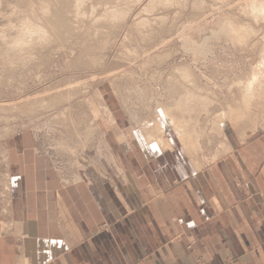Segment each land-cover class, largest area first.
<instances>
[{"label": "rangeland", "instance_id": "obj_1", "mask_svg": "<svg viewBox=\"0 0 264 264\" xmlns=\"http://www.w3.org/2000/svg\"><path fill=\"white\" fill-rule=\"evenodd\" d=\"M137 1L112 0L113 4L105 3L107 6H111H108L110 10L104 3L102 4L104 7L98 5L99 3H95V6H97L96 8L99 6V11H97L96 8L95 10L93 8L94 1L90 0L85 6L86 18H84L85 15L79 14L80 16H78V14H71V12L66 10L64 12L66 18L70 16L69 18L71 19V22L69 18L66 20L68 21V26H73H69V28L66 29L61 27L66 37H63L61 42H52L55 46L51 42L49 44L44 43V45H48L47 47L43 44L41 45L40 42H38L39 44L37 45L35 44L34 47L36 48H34V50L36 54L32 60L34 63L31 61L28 65L24 66L22 62L18 61V56L13 58L12 56L10 57L11 61L14 60L11 64H7L6 61L5 63L0 61V219L4 221L6 227L9 221L8 217L10 216L11 203V193L9 192L10 188H8L10 183L9 147L12 143L16 142L15 139L17 137L29 138V140L33 142L35 153L51 162L60 181L65 185L85 181L88 176H94L102 182L105 179L108 180L110 177L107 176L106 173L109 169L116 171L117 163L116 160L112 158L113 154L110 146L106 144V134H110V131L113 132L114 130L115 132V130L120 129L122 131L124 130L125 133H131L134 130V132L137 131L145 136L140 127H147V124L150 125L152 120L155 119L157 103L170 104L172 102L165 89L166 82H173L175 78L184 80L183 77L176 73V70L187 69L192 73V76L198 77L203 87L201 94L208 95L214 100L213 105L208 109V111L210 110L211 112L212 110V112H214H204L201 116L202 118H200L203 125L199 122L201 127L203 126L202 128L208 130L210 136L209 140L211 142H202L203 152L200 151L199 154L196 155L199 157V165L202 159L203 164L212 163L215 160L213 156H215L214 154L216 152L219 153L220 151V156L222 153L225 154L221 145V136H217L219 132L215 127V122L221 118L222 114L227 117L228 115L230 116L229 105L235 100L234 93L238 86L235 83H237L238 80H247L252 77L253 71L260 73V79H264V60L262 59L264 56V16L254 14L255 12H251L249 16V13L242 8L248 0H246L245 3V0H197L199 3L203 2L201 4L202 7H195L194 1L196 0H189L187 3L188 5L186 4L185 6L179 4L183 3V1L177 0L172 4H160L161 6L151 5V1L153 0ZM262 1L259 0L258 2L264 3V0ZM0 2H2L0 3V5H2L0 6V29L3 30L7 27L4 31L8 33L9 31L11 32L6 35L11 36L9 37L10 39H14L13 36H16V31L19 30L17 29L15 31V27L19 25L20 15L25 9L38 5L40 0H0ZM90 3L93 5L91 6ZM133 4H135V6ZM112 5L114 7L119 5L120 9L122 8L124 11H127V14H125L127 19L114 20V18L109 17L108 13L114 8ZM16 8L18 9L17 11L15 10ZM21 11L22 13H20ZM18 12L20 15L17 14ZM92 13L95 14L92 15ZM6 14H12L10 15L12 19ZM67 14L69 16H67ZM109 14H112V12ZM14 15L15 17H13ZM101 16L104 17L102 18ZM78 17L80 18V23H78ZM107 17L109 20H112L109 21ZM13 18L19 19L14 20ZM73 19H76L75 21L77 22ZM100 19L103 22H100ZM163 20L165 21L163 22ZM98 21L100 24L97 23ZM234 22H236V24ZM233 24L236 27L238 26L237 28L239 30L245 31L246 33L251 31V33L246 34L247 37H245L246 35H241L236 30L237 35H234ZM75 25L77 28H75ZM150 25L155 29L157 28V32L154 31L153 33L152 30H149L147 33L146 29H148ZM8 26L12 28L10 29ZM139 27H142V31L147 33L144 39L137 30ZM83 29L84 31L82 32ZM92 29L93 32L91 31ZM85 30L91 31L89 35L92 33L93 37L92 35L90 37L88 35L89 38H87L88 31L85 32ZM70 31L72 32L70 33ZM75 32L78 33L75 34ZM98 32H100V34H98ZM83 33L85 35H83ZM67 34H73V37L71 38V36ZM80 35L84 37L82 38ZM95 35L97 37L100 35V37L96 39ZM102 35L103 37L109 36L107 39L105 38L107 41H105ZM187 35L190 36V40L187 38L185 41ZM66 38L68 39L66 40ZM99 38L101 42L98 41ZM147 39L148 41H146ZM85 42L90 46L89 50L93 49L91 50L92 52H88V56L91 58H89L90 60L87 56L86 51H88V48ZM97 42L105 47L101 45V48L99 46L94 47L93 45ZM103 42L104 44H102ZM99 43L97 44L99 45ZM0 44L3 45L4 43L1 42ZM56 44H60L58 46L60 49L62 47L63 50L59 49L60 51H57L58 46ZM61 44L68 45H64L63 47ZM52 46L55 48L57 47L56 51L53 50L55 48L51 49ZM71 47L72 49H70ZM82 47L86 48V54L84 51L83 54L81 53L84 49H82ZM0 48H3V46H0ZM45 49H51L52 51L48 50L51 55L48 53L46 54L47 51H45L44 54ZM38 50L41 52L39 51V53H37ZM79 52L83 57L85 54V61L82 55H79ZM40 53L41 56L42 54L49 56L46 57L43 55L45 58H42L41 56L39 57ZM71 53L73 54L72 58ZM92 56L94 59L96 57V59L100 58L102 61L100 59H98L100 61L96 59L95 61ZM158 56H160V58ZM78 57H82V59L80 60ZM162 57L166 58L163 59ZM46 58L47 60L42 62L43 64L39 62V60L41 61ZM48 58L50 60H48ZM198 58L199 60H197ZM3 59L5 60V58ZM35 59L37 60L35 61ZM67 60H70V63ZM75 60H80L81 62L83 60V63L87 60L88 62L94 61L93 64H98L94 66L87 62L88 64H85L90 67L88 68L85 64L82 65L80 62V65L77 67V64H74ZM37 61L38 64L36 63ZM39 63H41V65ZM5 65L9 66V69L6 70ZM30 65L33 67H30ZM34 65L38 66L36 67ZM84 65L86 69L83 68ZM80 66H82V68ZM26 70H28L29 73H26ZM43 74L44 76H42ZM15 75L17 77H15ZM19 77L22 78V82ZM115 84L120 86L119 89ZM9 86L11 87L9 88ZM68 87H72V90ZM67 92H70L68 95H75L74 100L70 101L68 104L67 102H64V105L59 104L52 109L44 110L41 108L42 110L39 111L42 101L49 102L51 96H56L59 93H64V95L66 93L65 96H62L67 98ZM96 92L101 93L104 99V105L99 102L100 100L96 99ZM118 92L120 93L119 95ZM257 93L258 98H254L253 101L255 104H253V108H251V113L253 114H251V119L248 118L247 121L243 119L246 125L242 122V124L236 125L239 131L246 129L247 131L245 130L244 133L249 136L264 132V93L262 89ZM259 95H262V97ZM32 100L35 104L40 103L39 105H35L36 109L33 105L34 103L32 104ZM259 102L262 104H259ZM27 103L29 108L26 106ZM31 104L32 107L34 106V109H31ZM101 105L106 107L108 111L104 112ZM254 106L257 108L254 109ZM37 109L39 114L36 111ZM64 110L68 112L71 111L70 117L77 123L75 134L69 133L68 130L73 128V126L69 128L67 125L65 126L66 123L63 121L58 123L55 119L58 113ZM256 111L259 112L255 113ZM31 112L33 113L30 114ZM225 121L229 127L233 125L231 128L234 127L236 129L234 123L231 125L229 119ZM248 124L250 129L248 128ZM242 125H244L243 127L247 126V128L241 129L243 128ZM90 126H94L92 130ZM239 126L241 127L239 128ZM166 132L169 137L174 136L173 132L169 129ZM91 138L92 140H90ZM86 139H89V141ZM225 142L228 144L227 140ZM63 143H68L69 146H62L61 144ZM105 145H107V147H105ZM181 145L183 146V144ZM64 147H66L65 149L67 150H65ZM163 149L166 151L169 148ZM188 153L192 157L190 152ZM192 159L193 161L196 160L194 161L196 163L198 158L194 159L192 157ZM76 178H79V180H76ZM6 217L8 219H5ZM194 245L195 242L192 241L189 248H192ZM201 264L204 263L201 262Z\"/></svg>", "mask_w": 264, "mask_h": 264}, {"label": "crops", "instance_id": "obj_2", "mask_svg": "<svg viewBox=\"0 0 264 264\" xmlns=\"http://www.w3.org/2000/svg\"><path fill=\"white\" fill-rule=\"evenodd\" d=\"M235 130L202 169L175 136L165 151L110 131L117 170L71 185L17 137L0 264H264V132L241 141Z\"/></svg>", "mask_w": 264, "mask_h": 264}, {"label": "bare ground", "instance_id": "obj_3", "mask_svg": "<svg viewBox=\"0 0 264 264\" xmlns=\"http://www.w3.org/2000/svg\"><path fill=\"white\" fill-rule=\"evenodd\" d=\"M3 1V0H2ZM8 1V0H7ZM94 2H93V4H94V10H95V8L97 7V6H95L96 4H98V5H102L103 3H104V5L105 6H107L105 3H107V4H111L112 3V0H93ZM132 2L134 1V2H136L137 0H131ZM175 0H153V1H151V5H160V4H172L173 2H174ZM177 1H183V3H179V4H182V5H186L188 2H189V0H177ZM227 1V0H226ZM259 0H248V2H246V0L244 1V3L246 2V4L244 5V7L242 6V3H241V6H242V8L244 9V11H247L248 13H249V16H250V13L251 12H255L254 14H257V15H263L264 16V3H259L258 2ZM90 2V0H40V3H38V5H36V6H32L31 8H28V9H25L24 10V12L22 13V11L20 12V13H22L21 15L19 14V12L17 13V14H19L20 15V19L19 18H17V19H19V25H17L15 28V31L17 30V29H19L18 31H16V36L14 35H12L13 36V38L14 39H10L9 37H11V36H7L6 34L8 33V32H5L4 31V29L5 28H7V27H5L3 30H1L0 31V43L2 42V43H4L3 45H1L0 44V46H3V48H0V53H1V55H0V61H3L4 63H5V61H6V63L7 64H11L14 60H10V57L12 56V58L13 57H17L18 56V61H20V62H22V64L25 66V65H28L33 59H34V56H35V50H34V48H36V47H34L35 46V44L37 45V44H39L38 42H40L41 43V45L43 44L44 45V43H56V42H61L62 40H63V37H66V36H64V30H62V28L61 27H63V29H66V28H69V26H73V25H69L68 26V21H66L67 20V18H69L70 16L67 14V16H69V17H67L66 18V15H65V11L66 10H68L69 12H71V14H78V16H80V15H85L86 14V5L88 4ZM138 2V1H137ZM139 2H140V0H139ZM0 3H2V2H0ZM96 3V4H95ZM113 3H114V1H113ZM112 3V4H113ZM203 2H197V0L196 1H194V5H195V7L196 6H199V7H202L201 6V4H202ZM91 4V3H90ZM93 4H91V6L93 5ZM115 4H116V1H115ZM115 4H114V6H115ZM118 4V3H117ZM137 4V3H136ZM15 5V4H14ZM13 5V6H14ZM134 6H135V4H133ZM188 5V4H187ZM0 6H2V5H0ZM12 6V7H13ZM103 6V5H102ZM108 6H110V5H108ZM107 6V7H108ZM113 5H112V7H114ZM161 6V5H160ZM181 6V5H180ZM16 7V6H15ZM104 7V6H103ZM111 7V6H110ZM240 7V6H239ZM3 8V7H2ZM14 8V7H13ZM12 8V9H13ZM91 8V7H90ZM98 8H99V6H98ZM98 8H96L97 9V11H99L98 10ZM109 8V7H108ZM106 9V8H105ZM241 9V8H240ZM14 10V9H13ZM16 11L18 10L17 8L15 9ZM109 10H110V8H109ZM1 12V11H0ZM68 12V13H69ZM91 12H92V10H91ZM112 12V14H109V13H111ZM111 12H107L108 13V16L109 17H111V18H114V20H119V19H127L126 18V15L125 14H127V11H124L122 8L120 9L119 8V5L118 6H116V7H114L113 8V10L111 9ZM12 13V12H11ZM70 14V13H69ZM80 14V15H79ZM93 14H95V13H92V15ZM104 14H106V13H104ZM6 15H8V14H6ZM10 15H12V14H10ZM10 15H8L9 17H10ZM247 16H248V14H247ZM7 17V16H6ZM5 17V18H6ZM13 17H15V15L13 16ZM74 17V16H73ZM77 17V16H76ZM102 17V16H101ZM104 17V16H103ZM102 17V18H103ZM8 18V17H7ZM11 18V17H10ZM79 18V17H78ZM82 18H83V16H82ZM84 18H86V15H85V17ZM101 18V19H102ZM105 18H106V15H105ZM105 18H104V20H105ZM12 19V18H11ZM14 20H17L16 18H13ZM77 19V18H76ZM76 19H73L74 21L76 20ZM100 19V20H101ZM107 19H108V17H107ZM166 19V18H165ZM10 20V19H9ZM69 20H70V22H71V19L69 18ZM72 20V22L74 23V21ZM78 20V23H80L79 22V20H80V18L79 19H77ZM109 20V19H108ZM110 20H112V19H110ZM109 20V21H110ZM160 20V19H159ZM162 20V19H161ZM235 20V19H234ZM8 21V20H7ZM123 21V20H122ZM165 20H163V22H164ZM9 22V21H8ZM13 22V21H12ZM18 22V21H17ZM75 22H77V21H75ZM100 22H103L102 20L100 21ZM106 22H108V21H106ZM237 22H238V20H237ZM72 23V24H73ZM89 23V22H88ZM95 23V22H94ZM97 23H99V21L97 22ZM162 23V22H161ZM228 23H229V21H228ZM233 23V22H232ZM235 24H236V22H234ZM7 24H9V23H7ZM11 24V23H10ZM16 24V23H15ZM71 24V23H70ZM75 24H77V23H75ZM90 24V23H89ZM93 24V23H92ZM96 24V23H95ZM100 24V23H99ZM146 24V23H145ZM220 24V23H219ZM6 25V24H5ZM79 25V24H78ZM97 25V24H96ZM140 25H141V22H140ZM225 25V24H224ZM12 26V25H11ZM14 26V25H13ZM66 26H68V27H66ZM166 26V25H165ZM8 27H10V26H8ZM232 27L234 28V35H237L236 33H237V31H238V33H240L241 35H246V34H250L251 33V31H248L247 33L245 32V31H242V30H239L234 24L232 25ZM248 27V26H247ZM12 27H10V29H11ZM73 28V27H72ZM75 28H77L76 27V25H75ZM87 28H89V27H87ZM86 28V29H87ZM148 28V27H147ZM161 28V27H160ZM254 28V27H253ZM81 29H82V27H81ZM80 29V30H81ZM142 27H139V28H137V30L139 31V34L140 35H142L143 36V39L146 37V34L149 32V30H152L153 31V33H154V31H156V29L153 27V26H151L150 25V27L148 28V29H146V32L145 31H142ZM161 29H163V28H161ZM222 29V28H221ZM68 30V29H67ZM72 30V29H71ZM76 30H78V29H76ZM111 30V29H110ZM114 30V29H113ZM116 30V29H115ZM136 30V31H137ZM224 30V29H223ZM237 30V31H236ZM245 30V29H244ZM249 30V29H248ZM15 31H14V33H15ZM66 31V30H65ZM75 31V30H74ZM84 31V29L82 30V32ZM88 31V30H87ZM86 30H85V32H87ZM92 32H93V29L91 30ZM90 31V32H91ZM103 31V30H102ZM151 31V32H152ZM11 31H9V33H10ZM12 32H13V30H12ZM18 32V33H17ZM72 31H70V33H71ZM81 32V31H80ZM84 32V33H85ZM89 31H88V34H87V38H89L91 35H92V37H93V34L91 33L90 35H89V33H90ZM96 32V31H95ZM94 32V33H95ZM101 32V31H100ZM100 32H98V34H100ZM110 32V31H109ZM157 32V31H156ZM8 33V34H9ZM67 33V32H66ZM76 33H78V32H75V34ZM83 33V35H85ZM104 33V32H103ZM113 33V32H112ZM170 33V32H169ZM73 34H74V32H73ZM72 34V35H73ZM150 34V33H149ZM148 34V35H149ZM152 34V33H151ZM161 34V33H160ZM228 34V33H227ZM67 35H69V34H67ZM72 35H69V36H71V38L73 37ZM88 35H89V37H88ZM96 35H97V33H96ZM95 35V36H96ZM109 35V34H108ZM113 35V34H112ZM139 35V36H140ZM189 35V34H188ZM187 35V36H188ZM186 36V39H185V41L187 40V38H188V40H190L189 39V37L190 36H188L187 37ZM80 37H82V35H80ZM84 37V36H83ZM82 37V38H83ZM85 37V38H86ZM98 37H100V35L98 36ZM98 37L96 36V39H98ZM102 37H103V35H102ZM107 37H109V36H106V37H103L104 39L106 38L107 39ZM111 37V36H110ZM245 37H247V35L245 36ZM75 38H79V37H75ZM87 38H86V41H87ZM68 38H66V40H67ZM94 39V38H93ZM95 39V40H96ZM105 39V41H107ZM109 39V38H108ZM129 39V38H128ZM149 39V38H148ZM148 39L146 40V41H148ZM151 39V38H150ZM66 40H64V41H66ZM70 40V39H69ZM193 40V39H192ZM207 40V39H206ZM98 41H100L101 42V39L99 38V40ZM73 42V41H72ZM77 42V41H76ZM112 42V41H111ZM192 42V41H191ZM52 43V44H53ZM64 43V42H63ZM67 43H68V41H67ZM71 43V42H70ZM92 43V42H91ZM90 43V44H91ZM97 43H99V42H97ZM95 44V45H93L94 47H96V46H99L100 48H101V43H99V45L98 44ZM78 44V43H77ZM76 44V45H77ZM81 44V43H80ZM79 44V45H80ZM85 44L87 45V43L85 42ZM89 44V43H88ZM102 44H104V42L102 43ZM106 44V43H105ZM54 46H55V44H53ZM57 45V44H56ZM58 45H60V44H58ZM57 45V46H58ZM61 45H63V47H64V45L65 44H61ZM66 45H68V44H66ZM65 45V46H66ZM74 45V44H73ZM72 45V46H73ZM101 45V46H100ZM206 45V44H205ZM44 46H48L47 44H45ZM83 46V45H82ZM111 46V45H110ZM195 46V45H194ZM88 49V51H86L87 52V56H88V52L89 51H91V50H93V49H91V50H89V48H90V46H86ZM92 47V46H91ZM102 47H105L104 45L102 46ZM30 48V49H29ZM53 48H55V47H53L52 46V48L51 49H53ZM57 48V47H56ZM56 48L55 49H53L54 51H56ZM81 48V47H80ZM84 47H82V49H83ZM99 48V49H100ZM40 49V48H39ZM42 49V48H41ZM51 49H48V50H50V51H52ZM58 50L57 51H60V50H63L62 49V47H61V49L59 48V46H58V48H57ZM60 49V50H59ZM70 49H72V47L70 48ZM103 49V48H102ZM191 49V48H190ZM197 49V48H196ZM199 49V48H198ZM43 50V49H42ZM48 50H44V54H45V51H47L46 52V54L48 53L49 54V52H48ZM85 50H86V48H84L83 50H82V54H83V51H84V53L86 54V52H85ZM96 50V49H95ZM189 50V49H188ZM263 50V49H262ZM39 51L40 50H38V52L37 53H39ZM70 51V50H69ZM73 51V50H72ZM193 51V50H192ZM41 52V51H40ZM92 52V51H91ZM90 52V53H91ZM194 52V51H193ZM200 52V51H199ZM54 53V52H53ZM59 53V52H58ZM89 53V54H90ZM44 54H42V56H41V53H40V55H39V57L41 56L42 58H45V57H43V55ZM82 54H80V52H79V55L81 56ZM85 54H84V57H85ZM167 54V53H166ZM171 54V53H170ZM170 54H168V55H170ZM197 54V53H196ZM49 55H51V53L49 54ZM49 55H47V56H49ZM72 53H71V58H72ZM78 55V56H79ZM91 55V54H90ZM164 55V54H163ZM5 58V60L2 58ZM44 56H46V55H44ZM46 56V57H47ZM160 56H161V54H160ZM160 56H158L159 58H160ZM166 56V55H165ZM202 56V55H201ZM261 56V55H260ZM263 56V55H262ZM36 57H38V56H36ZM38 57V58H39ZM82 57H83V55H82ZM82 57L81 58H79L78 57V59H82ZM83 57V58H84ZM171 57V56H170ZM200 57V56H199ZM54 58H55V56H54ZM90 57L88 56V59H89ZM92 58H93V56H92ZM105 58V57H104ZM163 59H165L164 57H162ZM161 58V59H162ZM167 58H168V56H167ZM91 59V58H90ZM89 59V60H90ZM94 59V58H93ZM95 59H96V57H95ZM94 59V60H95ZM98 59H100V58H98ZM98 59H96L97 61H100V60H98ZM262 59L264 60V56L262 57ZM37 59H35V61H36ZM45 60H47V58L46 59H43V60H39V62H44ZM48 60H50L49 58H48ZM80 60H75V63L74 64H77V67H78V65H80ZM95 60V61H96ZM197 60H199V58L197 59ZM16 61V60H15ZM52 61V60H51ZM68 61V60H67ZM70 61V60H69ZM68 61V62H69ZM84 61H85V58H84ZM83 60H82V62H81V64L83 65V64H85V63H87L88 62V60L85 62V63H83L84 62ZM102 61V60H101ZM256 61V60H255ZM19 62V63H20ZM33 62V61H32ZM47 62V61H46ZM66 62V61H65ZM73 62V61H72ZM94 62V61H93ZM93 62L92 61H89L88 63H91L92 65H96V64H98V63H95V64H93ZM34 63V62H33ZM37 64H38V61L36 62ZM41 63H39L40 65H41ZM70 63V62H69ZM87 63V64H88ZM14 64V63H13ZM32 64V63H31ZM43 64V63H42ZM39 65V66H40ZM64 65V64H63ZM71 65V64H70ZM86 65V64H85ZM84 65V69H86L85 67L87 66H85ZM262 65V64H261ZM10 66H12V65H10ZM16 66V65H15ZM23 66V67H24ZM32 65H30V67H31ZM34 66H38V65H34ZM73 66H76V65H73ZM98 66V65H97ZM5 67H6V70L7 69H9V66H6L5 65ZM29 67V68H30ZM33 67V66H32ZM76 67V68H77ZM81 68H82V66H80ZM88 67V66H87ZM18 68V67H17ZM39 68V67H38ZM66 68H68V67H66ZM69 68H70V66H69ZM68 68V69H69ZM88 68H90V67H88ZM92 68V67H91ZM20 69V68H19ZM23 69V68H22ZM32 69V68H31ZM36 69V68H35ZM34 69V70H35ZM43 69V68H42ZM14 70H15V68H14ZM24 71V70H23ZM28 70H26V73H29V71L27 72ZM41 71V70H40ZM6 72V71H5ZM16 72V71H15ZM19 72V71H18ZM10 73V72H9ZM21 73H23V72H21ZM25 73V74H26ZM176 73L178 74V75H180L181 77H183V79L184 80H180V79H178V78H175L174 79V81L173 82H171V81H167L166 82V85H165V89L167 90V92H168V94H169V99H171V103L170 104H162V103H157L158 105H157V108H156V110H155V119H153L152 120V122H151V124L149 125V124H147L148 126L147 127H140L142 130H143V132H144V137L146 138V140L149 142V143H155V145H157L158 146V148H160L161 149V147H162V149L163 148H165V149H170L171 147L173 148V143H172V138L171 137H169L168 135H167V130L169 129L170 131H172L173 132V134H174V136L178 139V141L179 142H181V144H183V146H184V148L185 149H187L186 151L187 152H190V154L192 155V157L194 158V159H197V162L195 163L199 168H201V166H199V163H198V160H199V157H197L196 155L197 154H199V152L201 151V152H203V145H202V142L203 141H205V142H207V143H209L210 142V136H209V134H208V130L206 129V128H202L201 127V125H203V122H201L200 121V118H202L201 116L203 115V113L204 112H207L208 111V109L211 107V105H213V103H214V100H212V98H210L208 95H204V94H201L202 93V90H203V87L201 86V83H200V81H199V79H198V77H196V76H192V73L189 71V70H187V69H183V70H176ZM8 74V73H7ZM20 74V73H19ZM24 74V75H25ZM259 74L260 73H257L256 71H253V73H252V77H250V78H248L247 80H244V81H241V80H238V82L237 83H235V84H237L238 86H239V88H238V86H237V88H236V92L234 93L235 95H234V101L232 102V104L231 105H229V108H230V116L228 115V117L227 116H225V115H223L222 114V116H221V120L219 119V120H217L216 122H215V127H216V129L218 130V137H220L221 136V139H222V143H221V145H222V149H223V151L225 152V153H227L228 151H230L231 150V148H230V146H229V144H226V139L228 138L227 137V134H226V132H225V128H228V126L229 125H227L226 124V121L225 120H227V119H229V121H230V123H231V125L234 123V126L236 127V130L239 132V130L237 129L238 128V126H236V125H240V124H242V123H244L243 122V119L244 120H248V118L249 119H251V108H253V104H255L254 103V98L256 99V98H258V93L257 92H259L261 89L263 90V93H264V79H260V77L261 76H259ZM18 75V74H17ZM31 75V74H30ZM33 75V74H32ZM12 76V75H11ZM42 76H44V74L42 75ZM10 77V76H9ZM15 77H17L16 75H15ZM21 77H23V76H21ZM27 77V76H26ZM25 77V78H26ZM32 77V76H31ZM39 77V76H38ZM49 77H50V75H49ZM20 78V77H19ZM24 78V79H25ZM28 78V77H27ZM35 78H36V76H35ZM1 79V78H0ZM21 79L22 78H20V81H21ZM23 79V80H24ZM42 79V78H41ZM47 79V78H46ZM6 80V79H5ZM44 80H45V78H44ZM129 80V79H128ZM116 81V80H115ZM130 81V80H129ZM132 81V80H131ZM22 82V81H21ZM41 82V81H40ZM119 82V81H118ZM19 83V82H18ZM70 83V82H69ZM88 83V82H87ZM117 83V82H116ZM9 84V83H8ZM14 84V83H13ZM20 84V83H19ZM22 84V83H21ZM113 84H114V82H113ZM68 85H70V84H68ZM74 85H76V84H74ZM87 85V84H86ZM116 85V84H115ZM24 86V85H23ZM66 86V85H65ZM72 86V85H71ZM80 86V85H79ZM117 86V85H116ZM11 86H9V88H10ZM77 87V86H76ZM119 87L120 86H117V88L119 89ZM232 87V86H231ZM69 88V87H68ZM72 88V87H71ZM71 88H69V89H71ZM74 88H75V86H74ZM114 88H116V87H114ZM22 89H23V87H22ZM25 89V88H24ZM205 89V88H204ZM72 90V89H71ZM115 90H117V89H115ZM259 90V91H258ZM7 91V90H6ZM21 91V90H20ZM74 91V90H73ZM84 91V90H83ZM118 91H120V90H118ZM75 92V91H74ZM79 92V91H78ZM70 92H67V95L69 94ZM46 94V93H45ZM61 94V95H60ZM83 94V93H82ZM120 93L118 92V95H119ZM214 94V93H213ZM62 95H64V93L62 94V93H59V94H57L56 96H51L49 99V102L47 101H42V103L40 104V109H39V111H41L42 109H52V108H55V107H57L59 104L61 105V104H63L64 102H67V104L70 102V101H72V100H74V96H73V94L72 95H68L67 96V98L66 97H64L65 95H66V93H65V95L64 96H62ZM215 95V94H214ZM77 96V95H76ZM96 96H97V98L96 99H98V100H100L99 102H101V103H103V105L105 104L104 103V99H103V97H102V95H101V93L100 92H96ZM259 96H261L262 97V95H259ZM215 97H216V95H215ZM43 100V99H42ZM217 100V99H216ZM33 101V100H32ZM32 101H30V102H32ZM36 101H37V99H36ZM39 101V100H38ZM263 101V100H262ZM97 102V101H96ZM98 102V103H99ZM34 103V101L32 102V104ZM100 103V104H101ZM235 103V104H234ZM32 104L30 105L31 107H32ZM38 104V103H37ZM37 104H33L34 106L35 105H37ZM38 104V105H39ZM85 104V103H84ZM227 104V103H226ZM229 104V103H228ZM234 104V105H233ZM259 104H262V103H260L259 102ZM64 105V104H63ZM103 105H101V107H102V110L104 111V112H107L108 110H107V108L106 107H103ZM224 105V104H223ZM258 105V104H257ZM26 106H28V108H29V105H28V103L26 104ZM33 106V107H34ZM31 108V109H34V108ZM259 107H261V106H259ZM42 108V109H41ZM214 108V107H213ZM257 107H255L254 106V109H256ZM264 108V107H263ZM12 109V108H11ZM35 109H36V106H35ZM38 109L36 110L37 112H38ZM73 109V108H72ZM259 109V108H258ZM261 109V108H260ZM23 110V109H22ZM43 110V111H44ZM69 110V109H68ZM70 110H71V108H70ZM0 111H1V109H0ZM31 111H34V110H31ZM254 111V110H253ZM264 111V110H263ZM23 112H24V110H23ZM27 112V111H26ZM25 112V113H26ZM28 112H29V110H28ZM71 112V111H70ZM70 112H68V111H66V110H64L63 112H60V113H58V115L56 116V120L58 121V123L60 122V121H63L64 123H66L65 124V126L67 125V127H69L70 128V126H73V128H70V129H68L69 130V133H71V134H75V132H76V130H77V128H76V125H77V123H75V121L73 120V119H71V117H70ZM210 112V110L208 111V113ZM211 112H212V110H211ZM210 112V113H211ZM214 112V111H213ZM212 112V113H213ZM257 112H259V111H256L255 113H257ZM33 112H31L30 114H32ZM36 113V112H35ZM154 113V112H153ZM152 113V114H153ZM38 114H39V112H38ZM99 114V113H98ZM205 115V114H204ZM253 115V114H252ZM13 116V115H12ZM27 116V115H26ZM258 116H259V114H258ZM73 117V116H72ZM223 117V118H222ZM136 118V117H135ZM253 118H254V116H253ZM264 118V117H263ZM97 119V118H96ZM214 119V118H213ZM17 120V119H16ZM55 120V121H56ZM95 120V119H94ZM202 120V119H201ZM215 120V119H214ZM242 120V121H241ZM52 121H53V119H52ZM52 121H50V122H52ZM56 121V122H57ZM112 121V120H111ZM139 121V120H138ZM212 121V120H211ZM245 121V122H246ZM250 121H253V120H250ZM258 121V120H257ZM14 122V121H13ZM54 122V121H53ZM52 122V123H53ZM199 122H201V125L199 124ZM242 122V123H241ZM254 122V121H253ZM62 123V122H61ZM247 123V122H246ZM261 123V122H260ZM55 124V123H54ZM63 124V123H62ZM61 124V125H62ZM138 124V123H137ZM250 124V123H249ZM249 124H248V128H249ZM256 124V123H255ZM244 125H246L245 123H244ZM244 125H242V127L244 126ZM253 125V124H252ZM233 126V125H232ZM231 126V127H232ZM255 126V125H254ZM256 126H257V124H256ZM94 127V126H93ZM92 126H90V129L92 130V128H93ZM241 126H239V128H240ZM246 128H247V126H245ZM245 127H243V128H241V129H244ZM45 128V127H44ZM208 128V127H207ZM14 129V128H13ZM65 129H66V127H65ZM89 129V130H90ZM97 129V128H96ZM250 129V128H249ZM248 129V130H249ZM253 129V128H252ZM10 130V129H9ZM141 130V131H142ZM235 130V132H237ZM246 130V129H245ZM245 130H241L240 131V133L242 132L243 133V135H242V133H241V136L239 137V138H241V137H244V135L246 134V133H244V131ZM228 131V130H227ZM247 131V130H246ZM254 131H255V129H254ZM4 132V131H3ZM95 132V131H94ZM252 132V131H251ZM14 133V132H13ZM68 133V132H67ZM90 133H91V131H90ZM240 133H238V134H240ZM6 134V133H5ZM11 134V133H10ZM142 134V133H141ZM248 134V133H247ZM9 136V135H8ZM246 136V135H245ZM4 137V136H3ZM92 137V136H91ZM247 137V136H246ZM88 138V137H87ZM82 139V138H81ZM86 140H88L89 141V139H86ZM90 140H92V138L90 139ZM241 141L242 140H244V139H240ZM174 141V140H173ZM62 142V141H61ZM176 142V141H175ZM211 143V142H210ZM62 146L63 145H65V146H69V144L68 143H63V144H61ZM74 145H77V144H74ZM73 145V146H74ZM62 146H61V148H62ZM72 146V147H73ZM208 146H209V144H208ZM77 147V146H76ZM105 147H107V145H105ZM178 147V146H177ZM66 147H64V149H65ZM68 148V147H67ZM80 148V147H79ZM168 149V150H169ZM65 150H67V149H65ZM80 150V149H79ZM78 150V151H79ZM164 150V149H163ZM185 151V152H186ZM66 152V151H65ZM85 152H86V149H85ZM181 152V151H180ZM215 156H213L214 158L213 159H217V158H219V156H220V152L218 153H215L214 154ZM188 156H189V153H188ZM3 157V156H2ZM190 159H191V157H190ZM194 161H196V160H194ZM200 162H202L201 160H200ZM215 162V161H214ZM193 164H194V162H193ZM80 165V164H79ZM200 165H201V163H200ZM80 167V166H79ZM199 168H198V170H199ZM203 168H204V166H203ZM202 169V168H201ZM200 169V170H201ZM202 171V170H201ZM76 180H79V178H76ZM3 181V180H2ZM10 184V183H9ZM8 188H10V186L8 185ZM9 192H10V189H9Z\"/></svg>", "mask_w": 264, "mask_h": 264}]
</instances>
